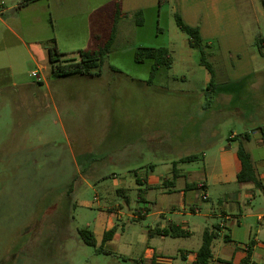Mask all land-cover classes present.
Instances as JSON below:
<instances>
[{
	"label": "rangeland",
	"instance_id": "rangeland-1",
	"mask_svg": "<svg viewBox=\"0 0 264 264\" xmlns=\"http://www.w3.org/2000/svg\"><path fill=\"white\" fill-rule=\"evenodd\" d=\"M173 5L167 8L169 13L165 6L160 18L165 34L157 31L154 21L134 33L132 45L152 47V43L166 42L168 36L175 45L172 68L160 70L151 85L137 81L148 79L151 61L137 64L127 54L118 59L109 55L98 79L49 77L56 104L53 102L55 108L47 119L29 95L41 87L32 73L37 71L44 78L50 69L39 71L29 62L16 65L18 84L32 89L21 91L22 108H10L9 114L0 115V264H136L140 260L151 264L140 258L148 247L161 251L171 264H190L181 252L196 251L202 243L201 234L188 238L155 236L153 240L148 235L160 218L152 215L160 210L159 200L150 206L149 217L132 220L126 215L139 205L136 178L166 175L167 165L171 167L179 157L226 144L232 132L239 134L236 141L251 152L264 175V167L259 166L264 162V141L256 137L264 128V56L258 53L257 45V38H264L262 1H257V14H242L247 49L259 60L253 65L257 72L245 82L226 84L228 74L229 78H239L246 72L248 52L223 51L219 40L209 45L203 40L206 58L215 70V90L211 92L204 84L208 71L197 60L199 50L195 49L193 62L181 61L180 50L186 47L189 36L178 28L171 13ZM0 6L1 11L3 4ZM46 65L51 68L50 62ZM96 92L103 96L95 98ZM176 127H182V132L175 131ZM245 133L251 135L250 140L241 138ZM170 148L174 153L166 152ZM82 155H88L89 162H82ZM191 164L200 165L183 163ZM117 187L131 188L130 204L117 195ZM254 191L255 198L242 200L240 207L246 214L264 215V189ZM119 205L124 210L115 237L105 242L101 251L97 248L103 234L97 247L85 244L78 230L98 232L111 217L107 208ZM247 223L252 224L258 241L253 264H264V219L254 216ZM198 225L203 227L204 222ZM237 230L239 238L229 233L233 242L223 237L214 241L211 264H237L245 256L238 249L231 263L218 260L227 259L223 246L248 243V229Z\"/></svg>",
	"mask_w": 264,
	"mask_h": 264
},
{
	"label": "crops",
	"instance_id": "crops-1",
	"mask_svg": "<svg viewBox=\"0 0 264 264\" xmlns=\"http://www.w3.org/2000/svg\"><path fill=\"white\" fill-rule=\"evenodd\" d=\"M257 1L177 0L176 5L175 0H164L162 4H160V0H35L24 5L23 0H0V3L3 4L0 11V98H2L0 99V115L9 114L10 108L13 110L15 107L22 108L24 106L19 103L22 102L20 100V93L25 88L30 87L32 89V86L25 87L24 84H18L15 67L18 63L23 62L27 64L29 62L37 65L39 71L50 69L49 74H46L44 78L41 77V82L37 81L41 87L35 88L29 95L30 99L33 100L32 103L39 107V112L46 114L48 119L50 113L52 114L53 112L52 108H55L52 107L53 102L56 104V94L49 82L52 70L46 65V62H49L50 47L54 45L61 53L65 54L64 58L66 59L77 58L80 50L97 49L102 42L107 41L111 36L118 6L122 15L116 23L115 39L108 56L115 55V58L118 59L127 54L128 58L133 60L135 50L138 47L145 46L136 45L138 43L132 45L136 28L141 31L153 21L157 27L159 26L157 31L159 30L161 35L165 34L164 29L160 27V18L165 6L166 9L168 7L171 9V4L173 5L174 2L176 6L173 5L171 13L181 14L186 24L198 27L202 39L208 45L211 44L212 40L217 39L223 51L248 52L250 62L247 65L246 72L240 74V79L238 77L233 78L232 76L229 78L228 76L230 75L228 74L227 79L229 81L226 84L232 85L236 81L241 82L257 72V69H254L253 65L259 60H257V54L253 50L247 49L249 41L242 16V14H248L249 16L257 14ZM139 11H143L144 13L143 25H138L137 23L135 14ZM167 12L169 13L168 9ZM166 35H169L168 32ZM166 40V42L161 44L152 43L151 46L167 47L173 54L175 45L171 42L169 36ZM146 41L150 42V39H146ZM195 49L191 47L190 40H188L186 47L180 50L181 61L184 63L193 62ZM262 50L264 52V48ZM258 53L261 54L260 50ZM261 55L264 56L263 54ZM197 60L200 62L199 53ZM229 70L227 71L229 72ZM208 74L209 76L204 83L206 89L211 81L209 71ZM101 75L73 77L94 80L100 78ZM171 79L177 80V78ZM133 80L135 81V79ZM137 81L140 84L142 82L152 84L151 65L148 79ZM14 87H17L15 88L17 90ZM166 88L168 89V87ZM102 96V93L96 92L94 94V97L98 99ZM22 97L29 98L25 95H22ZM143 98L146 99L145 92ZM142 105L143 114L146 116V102L144 101ZM181 129L182 127H176L175 131L182 132ZM259 131L256 137H260L264 141V128H261ZM249 137L251 138V135ZM238 138L239 134L232 132L228 137V143L216 144L213 149L202 154L193 153L198 154L200 160L191 163H200L199 166L192 164L184 166L183 163L179 162L181 158L193 155L188 154L179 157L178 160L173 162L171 167L167 165L166 175H160L156 178L152 175L146 177L138 176L136 183L138 185L137 202L139 205L136 211H132V214L126 213V215L132 220L149 217L148 211L150 210V206L156 204L159 200L161 205L160 210L152 215H158L160 218L156 219L148 231V235L152 240L155 236L171 237L165 236L162 232L169 229L172 224H178L189 233L187 237L179 238H188L199 233L202 236V243L205 230L212 231L219 228L217 238L223 237L226 242H233L231 237L239 238L237 237L238 227H246L248 229V243L241 244L240 246L234 245V247L223 246L222 250L226 254L227 259L218 258V260L231 263L235 259L238 249H241L245 252V256L241 257L237 264H253V257L257 250L258 241L255 235L253 236L252 224L247 222L249 218L254 216H258V220L262 221L264 215L262 213L246 214L240 207V202L242 200L250 201L255 198V188L264 189V175L259 173L258 167L253 161V156L248 151L252 157L262 186L256 187L253 184L238 183L237 176L242 167L238 157L240 145L236 141ZM241 138L245 139L243 136ZM136 145L137 143L132 146ZM173 149H167L166 152L174 153ZM150 153H152L151 150ZM168 156L170 157L172 154ZM81 157H85L82 158V162H89L88 155H82ZM174 163H177L175 171ZM259 166L264 167V162ZM150 168L151 172H153L155 167L151 165ZM165 181L173 182V185L163 188L162 184ZM191 183L204 184L205 189H187V185ZM116 192L126 203L130 204L132 202L131 188L117 187ZM153 192L155 193L154 196L152 195ZM236 203L239 204L238 208H236ZM107 210L111 214V217H109L106 225L102 224L98 227L99 233L94 232L97 246L99 236L103 234V244L105 232L116 228L117 233V225L122 220L121 216L123 213L121 211L124 210L122 206L108 207ZM202 222H204V226L200 227L198 224ZM229 233H231V237ZM214 241L212 243L210 264L214 260ZM202 243L196 251H182L181 257L189 260L190 264H193ZM146 255H153V259L155 258L156 262L159 260L171 264L170 259L167 258L166 260L162 256L161 251L152 247H148L140 258Z\"/></svg>",
	"mask_w": 264,
	"mask_h": 264
},
{
	"label": "trees",
	"instance_id": "trees-1",
	"mask_svg": "<svg viewBox=\"0 0 264 264\" xmlns=\"http://www.w3.org/2000/svg\"><path fill=\"white\" fill-rule=\"evenodd\" d=\"M35 0H23V4H29ZM164 0H160V4ZM264 8V0H262ZM120 7H117L114 22L115 25L112 29L110 38L102 42L95 50H80L77 58L66 59L65 54L61 53L54 45L49 49V62L51 64L52 76L54 78H64L73 76H100L102 73V65L111 52L112 45L115 39V27L118 19L121 17ZM138 25L144 23V13L139 11L135 14ZM175 21L178 28L189 36L190 45L196 48L200 52V62L209 71L211 75V81L207 88V92L215 90L213 83L215 81V71L213 65L207 60L206 52L204 50V41L201 37L198 27H193L186 24L179 13H175ZM54 44V42H53ZM264 38H257V45L264 55ZM134 61L137 64H143L147 61H151V80H154L157 73L162 69H170L174 62L172 52L167 47H138L134 52ZM245 80L241 82H245ZM211 102L208 101V104ZM243 137L249 140L248 134H244ZM238 157L241 161V171L237 176V181L240 184H253L256 187H261L262 182L257 175L256 168L252 161L250 153L245 149L241 142L238 149ZM200 160L198 154L185 156L179 160L180 163H191ZM178 163V162H177ZM177 163H174V171L176 170ZM173 185V182L165 181L162 187L168 188ZM72 189V186H71ZM70 189V190H71ZM187 189L204 190L205 185L200 183H191L187 185ZM142 191V190H140ZM116 233V228H112L105 232L103 237V244L113 239ZM78 234L82 241L88 246L97 247V240L93 231L88 228H81L78 230ZM165 236H171L174 238L187 237L189 233L181 228L178 224H172L169 229L162 232ZM219 235V228L217 230H205L203 234V243L199 251L197 252L196 259L193 264H210V258L212 255V243ZM97 248L98 251L102 250V246ZM250 256V252H249ZM249 260V259H247ZM151 264H156V259L151 260Z\"/></svg>",
	"mask_w": 264,
	"mask_h": 264
},
{
	"label": "built area",
	"instance_id": "built-area-1",
	"mask_svg": "<svg viewBox=\"0 0 264 264\" xmlns=\"http://www.w3.org/2000/svg\"><path fill=\"white\" fill-rule=\"evenodd\" d=\"M32 76H33L34 78H36V80H37L38 82H41V81H42V78H41V76L38 74L37 71L33 72V73H32ZM144 258H145L146 260L148 259V260L151 261V260L153 259V255H146V256H144ZM136 264H144V263H143V261L140 260V262H139V263H136ZM157 264H170V263H167V262L159 261V260H158Z\"/></svg>",
	"mask_w": 264,
	"mask_h": 264
}]
</instances>
